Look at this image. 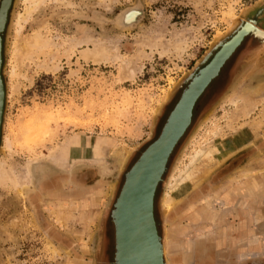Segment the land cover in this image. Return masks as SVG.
I'll return each mask as SVG.
<instances>
[{
	"label": "rangeland",
	"instance_id": "obj_1",
	"mask_svg": "<svg viewBox=\"0 0 264 264\" xmlns=\"http://www.w3.org/2000/svg\"><path fill=\"white\" fill-rule=\"evenodd\" d=\"M260 3L13 0L3 34L0 162L17 173L29 167L31 182L0 183V264H115L114 203L186 83L168 101L170 91ZM138 4L140 21L118 26L116 17ZM258 24L264 29V13ZM262 41L249 34L226 62L167 164L155 216L169 264H264ZM98 43L107 54L85 58ZM0 88L2 100L1 79ZM237 135L242 144L230 153ZM210 146L222 154L203 158L201 179L164 202L172 177ZM60 155L74 160L71 169L60 167Z\"/></svg>",
	"mask_w": 264,
	"mask_h": 264
},
{
	"label": "bare ground",
	"instance_id": "obj_2",
	"mask_svg": "<svg viewBox=\"0 0 264 264\" xmlns=\"http://www.w3.org/2000/svg\"><path fill=\"white\" fill-rule=\"evenodd\" d=\"M39 2L40 1L36 2V6L39 4ZM2 3L3 4L10 3V0H2ZM29 10L30 9H28V11ZM143 13H144L143 7L141 4L126 8L124 12H122L119 16H117L118 18L116 17L117 22H118L117 25L119 26L120 24L121 26H127V25L132 26L138 21H140V18L143 16ZM22 16L23 14L20 15L19 19H21ZM236 29L237 30L233 34H231V36L226 38V40L222 41L221 46H220L221 48L216 53V57L211 62V64L206 69H203L200 73L195 74L191 78V85L187 89L182 99L181 104L179 105L177 111L175 112V116L172 119V124L168 128L164 139L160 142L158 146H156L151 151L149 155H147V157L142 162V165H141L142 169L140 168V170H142L140 173L142 174L138 181V185H139L138 195L140 199L138 198V195L136 197H133L131 199L133 203H131L130 209L125 210L123 213V223H124V228H125V236H123V238H124L125 246H126L124 249V252L123 253L121 252L123 256L122 258L123 264H142V262H144L145 264H169V260L167 258L166 245L164 243V240L161 238L160 244H158L156 237L154 238L152 224L150 226L148 235L146 232L143 233V231L140 230L138 226L140 222H143L146 220L145 208L146 209L149 208V204H150L149 197L151 198V195H152V190H153L152 186H154V183H155L154 179L156 178L157 180L158 176L161 173V169L164 166L166 167V165L168 164V163L166 164L167 160L170 159L167 156L168 152L171 148V145L174 143L173 142L174 139L179 135L181 129L185 126V124L190 120L191 108H192V105L195 99L197 98L199 93L203 90V88H205L206 84L208 83L209 78H211L212 75H214L215 73L219 71L223 61L226 59V57L229 56L230 53H232L235 50L238 43L242 40V38L247 33L248 35L249 33L250 34L260 33L262 36H264V29H262L259 26L258 22L256 21V17H254L253 20L244 22L242 25H240ZM149 41L150 43L148 44L152 48L153 47L156 48V46L160 45L161 43L159 42V40L157 39L153 40L152 38L148 39V42ZM181 44L182 43H178V45L176 46L177 50H180V49L183 50V47ZM102 45L98 43V46H97V44H95L96 47H94L93 49H90V51L85 52L84 54L85 58H88V56H91L92 59L93 58L99 59V58L104 57L107 54L108 47L102 46ZM99 46H102V47H99ZM115 48L117 47L115 46ZM133 74L131 73V75ZM124 75H126V73ZM2 93H3V89L0 88V94ZM240 99H243V98L237 97L236 102ZM191 118H192L191 123L188 126V128L191 126L193 122V116ZM188 128L186 129V132ZM241 137L242 135H239L238 138L233 141V144L227 147L229 152L233 151L235 148H237L238 146L242 144ZM91 149L94 151L97 148L93 146ZM220 150L221 149L217 147L210 146L208 148H200L194 154H192L189 163L184 165V167L180 169L177 172V174H175L172 177V180L169 185V192L166 194V198L164 202L171 203V202H175L179 200L180 198H182L185 192H187V189L201 179L199 178V176H201L202 174H199L200 172H199L198 167L200 168V166L198 163L203 158H208L210 161L217 160V158L219 157V154H222ZM60 156L62 157V159L59 160L61 161L60 167H64L65 169L70 167L71 169V166L73 165L74 160L69 159L65 155H60ZM91 161H95L96 163L105 167L104 161L102 162V158L100 159L94 158V160H91ZM1 162H0V183L10 181L15 185L16 184H19L22 186L24 184L29 185V183L31 182V171L29 167H26V169L24 168L25 169L24 171L20 170L21 173H17L12 170L13 168L9 169L7 166H5L6 164H3ZM57 162L55 161V163ZM57 164L60 165V162ZM137 198H138V203L136 202ZM154 217L156 221V226L158 228L157 220L155 216V205H154ZM146 236L148 237L146 238ZM142 256L144 259L141 261ZM146 260H149L150 262L148 263Z\"/></svg>",
	"mask_w": 264,
	"mask_h": 264
},
{
	"label": "water",
	"instance_id": "obj_3",
	"mask_svg": "<svg viewBox=\"0 0 264 264\" xmlns=\"http://www.w3.org/2000/svg\"><path fill=\"white\" fill-rule=\"evenodd\" d=\"M1 3H2V0H1ZM12 3H13V0H10V3L8 5V7H7V12H6V20H5V22L3 23V26L0 29V79L3 82V84H4V92H5L2 100H0V143H1V139H2V125H3V120H4L5 102H6V88H5V81H4V76H3V65H4V36H3V34H4L5 29H6V25H7V22H8L9 12H10ZM1 5L2 4H0V8H1ZM254 8L255 9H254V13H253L252 16L248 17L244 21H238V23L236 24L237 26L233 29V31L228 36H225L222 39H219L218 41H215L213 43L211 49L204 55V57L201 59L200 63L196 66L195 71L192 72V73H189L186 76H184L181 79V81L178 84H176L174 86V88L170 91V95L168 97V101L176 94L178 89L181 88L186 83V86L184 87V89H183L178 101L176 102V104L174 105L172 110L170 111V113H169V115H168V117H167V119H166V121H165V123H164V125H163V127H162V129H161V131L159 133V135L140 153V155L137 158V160L131 165L129 170L126 172L125 180H124L123 185H122V187H121V189L119 191L117 199H116V201L114 203V208L112 210V220H113L114 229H115V256H114L115 264H123V259H122L123 256H122L121 252L123 253L124 249L126 247L125 246V241H124V238H123V236H125V228H124V223H123V213H124L125 210H129L130 209L131 203H133L131 201V199L138 195V186H139L138 185V181H139V178H140V176L142 174V173H140L142 171V170H140V168L142 169L141 165H142L143 160L164 139L168 128L172 124V119L175 116V112L177 111L179 105L181 104L182 99H183L187 89L191 85V78L195 74L200 73L203 69H206L211 64V62L216 57V53L221 48L220 46H221L222 41L226 40V38L231 36V34H233L237 30L236 28H238L244 22L249 21V20H253L254 17H256V21L259 22V20L261 19L262 14L264 13V3H260L259 5L257 4V5H255ZM0 11H2V10H0ZM122 12H124V10ZM122 27H131V26L127 25V26H122ZM247 35H248V33L238 43V45H237L238 48L249 37V35H248V37H246ZM254 35H256L257 37H260V38L262 37V39H263L262 43L264 45V36H262L260 33L254 34ZM237 47L235 48L236 51L238 49ZM235 50L232 53H230L228 57H226V59L223 61L222 65H221L219 71L217 73H215L214 75H212L211 78H209L208 83L206 84L205 88H203V90L199 93V95L195 99V101H194V103L192 105V108H191L190 120L185 124V126L181 129L179 135L174 139V141H173L174 143L171 145V148H170V150L168 152V155H167L169 158H171V156H172V154H173V152L175 150V147L178 145V142H180L181 139L184 137V134L186 133V129L188 128V126L191 123V119H192L191 117L194 116V109H195V106H196V103H197L198 99L205 92V90L211 84V82L217 76L220 75V72H221L222 68L224 67L226 62L236 52ZM169 160L170 159L167 160L166 164L168 163ZM166 170H167V165H166V167L164 166L161 169V173L158 176L157 180H156V178L154 179L155 183H154V186H152L153 187L152 195H151V198L149 197V199H150L149 208L148 209L145 208V210H146V214H145L146 220L143 221V222H140L139 226H138L139 229L143 231V233L146 232L147 235H148L150 226L152 224L153 232H154V238L156 237L158 244H160L161 234H160V231H159V227L157 228V226H156V221H155V217H154V205H155L157 189L159 187L160 182L163 180V177H164V174H165ZM138 198L140 199L139 195H138ZM138 198L136 200L137 203H138ZM139 212H141V211H139ZM157 225H158V222H157ZM147 237L148 236H146V238ZM143 259L144 258L142 256L141 257V261ZM146 261L148 263L150 262L149 260H146ZM142 264H145V263L142 262Z\"/></svg>",
	"mask_w": 264,
	"mask_h": 264
}]
</instances>
